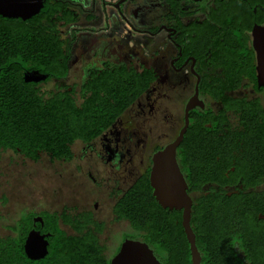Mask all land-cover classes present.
Listing matches in <instances>:
<instances>
[{
  "label": "flooded vegetation",
  "instance_id": "af4514ba",
  "mask_svg": "<svg viewBox=\"0 0 264 264\" xmlns=\"http://www.w3.org/2000/svg\"><path fill=\"white\" fill-rule=\"evenodd\" d=\"M41 1L38 13L24 21L42 13L48 31L51 14L68 69L61 79L24 72L23 81L25 74L44 76L30 84L46 100L65 93L79 104L102 96L104 88L117 99L111 105L124 98L122 113L99 137L72 145L84 146L82 156L112 186L108 217L130 230L102 242L108 217L99 221L77 207L30 212L0 237V257L16 249L20 264H112L125 241H136L160 264H192L183 210L162 208L150 183L153 156L179 138L187 119L175 162L191 202L189 227L200 264L229 263L232 255L242 264H264V80L253 44L254 29L264 28V0ZM48 139L58 141L51 132ZM0 152L34 164L42 156L63 164L74 158L65 162L42 150L35 162L18 147ZM88 176L95 182L92 171ZM141 178L162 211L157 234H134L115 211ZM31 236L46 242L41 259L27 256Z\"/></svg>",
  "mask_w": 264,
  "mask_h": 264
},
{
  "label": "trees",
  "instance_id": "16d2710c",
  "mask_svg": "<svg viewBox=\"0 0 264 264\" xmlns=\"http://www.w3.org/2000/svg\"><path fill=\"white\" fill-rule=\"evenodd\" d=\"M50 15L46 20L48 31L42 26V13L26 22L0 17V149L12 152L18 147L35 162L38 152L44 150L54 159L69 162L73 157L72 144L99 137L125 105L121 96V107L111 105V100L117 99L107 94L106 88L102 96L79 104L65 93L46 100L37 95L36 85L23 81L24 72L38 71L59 79L67 72L68 54L61 47L58 31L52 29L54 21ZM57 91L62 93L61 88ZM49 132L58 140L56 144H50ZM120 199L115 205L118 219L128 221L134 234L160 233L162 211L151 197L147 179L141 178ZM232 257L224 264H242L236 256ZM18 258L15 249L14 254L0 257V264H20Z\"/></svg>",
  "mask_w": 264,
  "mask_h": 264
},
{
  "label": "rangeland",
  "instance_id": "374dc122",
  "mask_svg": "<svg viewBox=\"0 0 264 264\" xmlns=\"http://www.w3.org/2000/svg\"><path fill=\"white\" fill-rule=\"evenodd\" d=\"M83 147L78 142L72 145L74 158L69 164L49 163L45 156L34 164L13 152H0V237L10 235L9 229L19 216L30 212L59 213L67 207H77L92 212L99 221L110 216L114 204L112 186L105 181L101 169L82 156ZM90 171L95 182L88 176ZM111 219L107 218L102 242L130 230L126 222Z\"/></svg>",
  "mask_w": 264,
  "mask_h": 264
},
{
  "label": "water",
  "instance_id": "95a60500",
  "mask_svg": "<svg viewBox=\"0 0 264 264\" xmlns=\"http://www.w3.org/2000/svg\"><path fill=\"white\" fill-rule=\"evenodd\" d=\"M41 6V0H0V16L19 18L24 21L37 14ZM253 37V44L259 57L258 76L260 80H264V28L254 29ZM43 78L44 76H39L37 73L24 75V81L27 83H37ZM191 106V104L188 105V110ZM187 124L186 119L185 127L181 130L179 138L162 152H158L153 156L150 183L153 189L152 195L162 208L183 210L182 227H184L190 246L192 264H200L201 257H199L195 246V236L191 227H189L191 202L185 192L186 185L183 176L175 162V151L182 142V135ZM25 248L27 256L31 260L41 259L46 254V242L40 237L31 236L27 240ZM112 264L160 263L145 244L136 241H125Z\"/></svg>",
  "mask_w": 264,
  "mask_h": 264
}]
</instances>
